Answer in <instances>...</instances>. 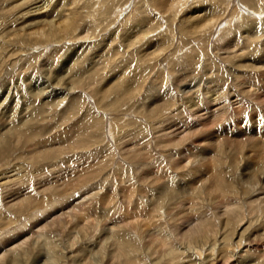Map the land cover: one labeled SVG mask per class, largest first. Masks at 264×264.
<instances>
[{
  "label": "rangeland",
  "instance_id": "1",
  "mask_svg": "<svg viewBox=\"0 0 264 264\" xmlns=\"http://www.w3.org/2000/svg\"><path fill=\"white\" fill-rule=\"evenodd\" d=\"M170 3V0H0V133L12 127L15 133L20 130L24 133L23 146L0 157V258L50 230L58 232L51 234L55 235L54 239L65 242L59 222H65L68 228L69 217L84 207L96 213L104 211L103 197L114 192L125 211L132 201L123 198L124 191L140 178L145 185L152 178L154 182L145 191V194L149 192L147 199L143 194L148 204L146 209L153 210L154 205L149 204L154 201L149 199L159 197L161 190L169 193L163 211L170 213L167 219L177 243L185 240L186 233L209 223L212 233L215 230L217 235L216 239L211 237L210 244H216L219 264L228 260L226 254H230L241 233L243 245L234 250L235 264H243L247 259L252 260L251 264L255 261L264 264V254H254L253 247L245 251L252 232L264 231V189L237 194V186L242 187L238 175L244 165L240 163L245 159L253 166L260 149L252 148L251 144L260 140L259 127L264 126L261 120V116L264 119V70L251 80L253 87L242 78L246 70L243 65H254L245 62L247 58H254L257 66L264 64V37L250 34L257 28L263 29L264 0H185L179 13L167 11ZM65 17L73 21L69 29L57 28ZM212 17L211 26L197 28ZM48 24L54 25L51 33L58 36L52 35L54 38L49 40L40 38L39 42L33 38L27 40L25 35L47 30ZM229 70L237 73V80L229 78ZM184 77L202 85L193 97L181 96ZM214 80L219 81L222 103L212 100L214 88L211 89L210 81ZM160 87L163 90L156 91ZM160 90L170 91L171 101L158 115H153L149 113L155 107L151 103L162 95ZM235 92L241 97L237 98ZM7 93L9 96L3 100ZM60 96H65L61 103ZM198 101L203 105L200 109L195 106ZM12 108L14 112L9 113ZM11 113H14L12 119L2 118ZM21 116L27 120L24 128L15 126ZM235 121L242 124L237 126ZM244 121L255 128L246 138L238 132L245 126ZM220 130L222 143L228 148L236 147L235 142L243 138L245 149L237 155L239 162L232 160L235 155L225 151L219 165H208L203 160L187 173L207 171L205 177L201 174L199 177L202 182H210L214 170L216 178L226 185L233 178L236 194H224L222 189L221 193L212 187L208 196L207 188L196 200L198 207L204 206V214L196 217L190 211L195 202L194 191H189L191 186L181 192L176 185L182 179H161L158 174L164 172V163H174L188 151L191 154L194 148L213 152L210 137L203 136L209 132L216 135ZM200 131L202 135H198ZM247 153L252 155V160L244 158ZM178 172L181 173L173 176L185 175ZM237 199L241 203H236ZM235 208L243 217L238 224L229 214ZM179 210L181 219L175 217ZM99 217L95 218L99 221L94 224L95 234L91 236V242H95L88 244L94 253L100 247L98 238L103 234L102 228L109 231L114 226ZM226 220L234 222L232 227L225 229ZM120 221L121 218L116 220ZM240 224L241 230L236 229ZM231 236L228 246L220 243ZM142 238L146 239H141L146 245L134 251L135 255L138 253L137 263L159 264L155 262L160 253L155 248L146 253L148 238ZM259 240L262 241L258 239L255 244L260 243L257 248L262 251L264 244ZM206 254L204 251L203 256ZM32 262L29 258L26 264Z\"/></svg>",
  "mask_w": 264,
  "mask_h": 264
},
{
  "label": "bare ground",
  "instance_id": "2",
  "mask_svg": "<svg viewBox=\"0 0 264 264\" xmlns=\"http://www.w3.org/2000/svg\"><path fill=\"white\" fill-rule=\"evenodd\" d=\"M170 2L171 3L168 5H171V6L169 7V9L167 8L168 9L167 11L171 12V13L175 11V13H179V11L181 10L180 9L181 5L183 4V2H185V0H170ZM164 8H165V6H164ZM164 10L166 12V9H164ZM174 15L176 16V14H174ZM67 17H65V19L62 22L57 24V28L69 29L68 27L71 26V24H72L71 22H73V21H71V19L67 18ZM72 19H75V18H72ZM215 20H216V18H215ZM213 21H214V17L208 18V20L206 21L207 23L204 21V23L200 24L199 25L200 27L197 26V28L200 30H203V29L211 26L214 23ZM48 25H46V26H48ZM47 28H48L47 30H43V29L40 30L39 29V30L31 32L25 36H26L27 40L31 39V38H33V40L36 39L35 42H37L38 40L40 41V38H47V40H49L48 39L49 37H52V39L54 38L52 35L58 36V35H56L55 32L51 33V30L54 28V25H49ZM44 29H46V28H44ZM250 29H252V28H250ZM250 29L248 31H250ZM257 29L250 31V34H253L256 38H263L264 37V25H263V29L262 28L260 30L259 29L257 30ZM66 32H68V31L66 30ZM243 33L244 32H242V34ZM61 35H63V34H61ZM245 35H246V33H245ZM245 35H243V36L245 37ZM24 38L25 37L22 36V39H24ZM241 41L238 42L236 44V46L239 45L240 43H242ZM46 43H47V41H46ZM48 43H49V41H48ZM244 49L245 48H243V46H242V50H244ZM243 57H240V58L242 59ZM249 61H250V63H253L254 65H251V66L250 65L248 66L247 64L243 65V67H244L243 69H246V70L243 72L242 78H244L243 80H245V83L249 84V86H252L251 80L253 79L254 76L258 75L259 72H262V70H264V64H262V65L260 64L261 66H257L255 59L254 58L251 59V57L249 58V60L247 58V61H245V62L249 63ZM227 74L230 75L229 78H231V79L236 78V80H237V73L235 71L229 70ZM192 79H193V77H192ZM214 81H216V82H214ZM214 81H210L213 84V87H211V89L214 88L212 90V94H211V96L213 97L212 100L215 101L216 103L219 101L222 103L223 101L221 100V98L223 95L221 96V94H223V93H221L220 89L217 87L218 86V83H217L218 80H214ZM184 82H185L184 85H182V87H181V96L182 95L183 96H192L195 92L200 90L199 88H202L201 83L196 82L195 80H188V78H185ZM55 86H56V84H55ZM216 87H217V91H216ZM39 88H41V87H39ZM162 88L160 87V88H155V89L157 91V90L162 89ZM34 89H37V88L35 87ZM161 92H162V95L158 96L151 103V106L154 105L155 107L152 111L150 110L151 112H149V113H151L153 115H158L159 112L164 107L168 106L169 102L171 101L170 91H167V92L164 91V93H163V91L160 90V93ZM8 93L5 95L3 100L7 99V97L9 96ZM36 94L38 95V93H36ZM234 95L237 98L241 97L237 92H235ZM34 96H35V94H34ZM60 97L61 98H59L60 99L59 102L61 103V101H63L65 99V96H63V97L60 96ZM35 98H36V96H35ZM149 98H151V97H149ZM1 99H2V96L0 97V100ZM1 105H2V102L0 103V108H1ZM195 106L196 107L199 106L198 109L203 107V105H200L199 101L196 103ZM12 111L14 112V108L10 109L8 112L10 113ZM0 112H1V109H0ZM222 115H224V114H222ZM2 116H3L2 118H4V119L6 117V120L10 119V118L12 119V116H14V113H11L10 115H7V116L6 115H2ZM230 119L232 120V117ZM261 120H262V122H264V119L262 116H261ZM26 121L21 116L18 119V121H17L18 123H16L15 126L16 127L20 126V127L24 128L25 127L24 124ZM227 121H230V120L227 119ZM256 122H257V120L254 122L255 128H256ZM234 123L235 124L237 123V126L240 123L242 124L241 121H239V123H238V121H235ZM244 123H245L244 124L245 126L243 128H240V130L238 131L239 134H242L241 135L242 137L249 136V134H251L252 130H255V128L253 129V125L252 126L249 125V123L247 121H244ZM0 125H2V124H0ZM259 128L261 130V133L259 134L260 137H258V136L257 137L260 138V140L258 139L259 141L258 140L254 141L253 142L254 144H251L252 148L260 149L258 151L259 152L258 154H256V152H255L256 164L254 162L252 164L253 166H251L247 163V161L245 162V159H244V163H240V164L244 165L242 170L240 169V174L238 175V177H240V179H238V180L241 183L240 185H242V187L236 185L238 188L237 194L241 193L243 195H246V193H251L252 191L256 190L257 188H258V190L264 189V163L261 164V162L264 161V131H263L264 126L260 125ZM12 129H13V127L11 129H5L4 133H2V132L0 133V157L1 156L4 157L6 155V152H8V151H13V150L17 149L18 147L23 146L22 142H21V137L24 135V133L21 130L20 131L17 130L18 132L15 133L14 132L15 129L14 130H12ZM203 133H205V132H203ZM198 135H202V131H200L198 133ZM208 136L210 137V142H209V143H211L210 148L214 147V150H213L214 153L206 150L207 148L204 150H199V149H195V148H194L195 149L194 150L192 148L193 150H192L191 154H190V151H188L187 153L185 152L186 156L179 158L180 160H178V161L175 160L176 162H174V163H164V167H165L164 172L158 174L159 176H161L160 177L161 179L171 178L172 180H175V181H178L179 178H180V180L182 179L183 182L181 181L182 183H179L176 185V186H178V185L180 186L181 192L184 190V187H187V189H188L191 186L190 187L191 190H189V191H191L192 193L194 191L193 195H194L195 202H194L193 206L190 208V211L196 217H202L204 214L203 213L205 211L204 206L198 207L196 200L198 198H200L203 195V193H205L207 188H208V190L206 191L207 193H205V194L208 196L210 193H212V187L215 188V190H217V189L221 190L222 189L224 194L229 192V194L233 193L235 196V194H236V189L234 186L235 183L232 184L233 183L232 180H234L232 178V180L231 179L228 180L230 182V184L226 185V182L223 183L224 182L223 180H222L223 181L222 182L221 180L216 178L217 175H215V174H217V173L214 170H212L214 174H212V176H210L211 180H213V181L210 180V182L208 180H206V181L204 180L202 182L200 177H199L200 174L204 175V177H205L206 173H209L207 171H205V173H204V172H200L197 170L196 174L195 173H189L188 174L187 172L191 171L190 168L194 164L199 165L200 163H202L203 160L205 162L208 161V165H209V163H210V165H213V166L219 165V163L221 162V157L224 156L221 154H224L225 151H227L229 153L231 152L232 155H235V156H233L232 160L238 163L239 160L237 158V155L242 154V150L245 149V147L242 145V142H243L241 140V139H243L242 137H240L239 141L235 142L234 145H236V147H229L228 148L225 143H222L223 142V137H222L223 131L222 130H220L218 133H216V135L215 134L210 135V132H209L208 135L205 134V136H203V138L208 137ZM220 138H222V139H220ZM12 140H14V142ZM12 142L14 143L13 146H11ZM246 146H248V145H246ZM207 147H208V144H207ZM248 148H250V144H249ZM208 154H210V155L208 156ZM207 156L210 158H206ZM225 156H226V154H225ZM244 158H249V160L253 159L252 155L248 154V153L246 156H244ZM221 164H224V162ZM231 164H232V162H231ZM226 166H228V164H226ZM235 167H236V165H235ZM201 168L204 169V166H202ZM178 171L185 172V175L174 177L173 175L181 173ZM228 173L230 174L231 172L229 171ZM156 177H157V174H156ZM124 179H122V180H124ZM140 179L138 180V182H135L134 185H132L131 187L129 186L130 188H127V190L125 188L126 191H124L123 198L129 202L132 201L130 207L126 208L125 211H122V203L119 199L118 194L116 192H114V193H112L113 196L110 195L107 197H103V199H102V205L106 206V208L108 207V209L104 208V211L102 210L100 213L99 212L96 213V211L94 209L93 210L92 209L90 210L89 208L84 209L85 207L81 208V209H76L77 214L71 215L69 217L68 222L70 224H68V226H67L68 228L65 227V225H64L65 222H59L58 227H60V229H62V231L64 230L63 235L66 238L65 242H61V240H59V239H54V238H56L55 235H51V234H57L58 233L57 231H52V230H50L49 232L46 231L47 232L46 235L39 233V235H36L37 237H36V240H34V242L32 241L29 244L23 243L25 245V247H20L19 249L17 247H15V249L11 255L5 256V254H4V256L0 258V264H26L27 261H29V258L31 260H33L32 264H138L137 263L139 260V259L137 260L138 253H137V255H135L134 251L140 250V246H142V244L146 245L144 242L142 243L141 239H143L142 238L143 236L144 237L146 236L148 238V241H147L148 249L145 252L149 253V252L153 251L152 250L153 248H155L156 253H160L158 260L155 263L159 262V264H161V262H162L165 264H171V263L173 264L175 262L174 264H219V262L221 260H219L218 257L215 255V245L216 244H215V242L213 244H210V241L212 240L211 237L213 236L216 239L217 235L214 234L215 230L212 233L213 230L211 229V226L209 225V223H205V224L203 223L202 225H200V228L198 226V228L196 227L194 229V231L192 230V232L186 233L187 235L184 236L185 240L183 242L177 243V241H175L173 239V236L171 233V231L174 232V230H172L173 228L167 219L168 215L170 213L168 214L167 211H166V213H164V211H163L166 208V205H165L166 195L169 193L165 192V190L162 191L160 189L161 192L158 193L160 195L159 197L154 196V199H152V198L149 199L152 202L154 201L153 203L149 204V205H154L153 210H147L146 207L148 206V204L146 205L145 202L147 201L146 199H147V195L149 196V192H146V194H145V191H146V189L147 190L149 189V183L150 184L153 183L154 180L152 178H149V181L145 185L144 183L140 182ZM144 180L143 181L146 182L147 178ZM163 184H165V183H163ZM206 184H207V187L205 186ZM192 186H194V189L192 188ZM165 189H167V187ZM222 190H221V193H222ZM179 192H177V193H179ZM192 193H190V194H192ZM143 194H144V196L146 195V199L144 198ZM151 197H152V195H151ZM224 200H225V196H224ZM231 201H233V200H231ZM235 202L241 203V201L239 199H237V201H235ZM143 206H145V207H143ZM181 212L179 210L177 215L175 214L176 215L175 217H178L181 219V217H180L182 215ZM226 212H227V210H226ZM238 213H241V212L237 209L235 211L229 212V214H231L234 222L237 224L240 223L241 219L243 218V217H240L238 215ZM99 215L102 219H104V221L106 220L107 222H109V224L107 223L108 225L112 224L114 226H112V227L110 226L109 231H107L108 228H107V230H104L105 228L104 229L102 228L103 234L101 235L100 238H98L99 239L98 244L100 247H99V250H97L94 253V251H93L94 249L92 250L91 246H89L88 244L91 242V236L95 234L93 232V230L96 229L95 225L99 221L98 219H96L97 220L96 221L95 218L99 217ZM115 215H116V217H118L117 219H116V217H114ZM234 215H237V216H234ZM120 218H121V221L119 223H117L116 220L119 221ZM234 222H231L230 220H226V222L224 224L225 229L232 227V224ZM241 223H243V222H241ZM66 225H67V223H66ZM246 225H248V224L246 223ZM242 226L243 225L240 224L238 227H236V229L239 230L240 229L239 227H242ZM223 231H225V230H223ZM219 232L221 233L222 231L219 230ZM245 232H246V230H245ZM254 232H256V231H254ZM254 232H252V234L250 233L251 235L249 236V239H247L246 243L248 246L246 247L245 251L248 252V251H251V249H252L254 254L257 252L258 253L260 252V254L261 253L264 254V249H262V251H258L259 249L257 248V245L260 243L255 244V242L258 239H262V241L261 240H259V241L262 242V244H264V231L261 232V234H253ZM49 234H50V236L48 237ZM235 234L233 235V237H235ZM74 236L76 237V239H73V238H75ZM95 236H94V238H95ZM231 238H232V236L230 238H228V241H227V238H226V240L223 239V241L220 243H222L223 245L226 246L227 242H230ZM242 238H243V236L241 233V234H239V236L236 237L237 241L235 243H233L232 247H234V248H232V251L230 252V254L225 253L226 255H229L228 260L225 259V264H235V261L237 259L234 258L235 257L234 250H239L238 248H240L243 245L242 244V240H243ZM244 239H245V237H244ZM143 240H146V239H143ZM71 241H73V242H71ZM94 242L93 243L91 242V243L94 244ZM211 245H213V246H211ZM218 246H219V244H218ZM251 247H253L254 250ZM100 248L102 249L101 251H100ZM43 249L45 250L44 252H45L46 256L43 253ZM204 251H207V254L205 256H203ZM221 251H224V250H222V248H221ZM77 253H78V257L76 259H73L72 256L76 255ZM139 253H141V252H139ZM156 253H154V254H156ZM222 254H224V252ZM222 254H220V255H222ZM224 255L222 256L223 258H224ZM146 259H148V258H146ZM246 262L251 264L252 260L247 259L245 262H243V264H247ZM255 263H256V261H255Z\"/></svg>",
  "mask_w": 264,
  "mask_h": 264
}]
</instances>
